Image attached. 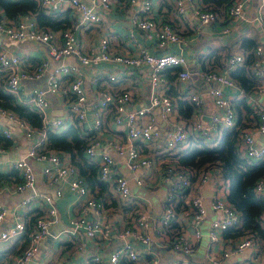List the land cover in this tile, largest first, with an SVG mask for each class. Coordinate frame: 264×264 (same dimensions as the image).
I'll return each mask as SVG.
<instances>
[{"label":"built area","instance_id":"obj_1","mask_svg":"<svg viewBox=\"0 0 264 264\" xmlns=\"http://www.w3.org/2000/svg\"><path fill=\"white\" fill-rule=\"evenodd\" d=\"M247 1L232 0L225 8V17L222 18L217 11L202 10L200 3L195 0H175V13L186 15L190 12L206 24L218 20H221L220 23H225L242 17ZM119 2L131 6V20L147 40L160 47L169 44L181 46L185 43L184 36L180 35L168 21L160 20L153 15L151 0H119ZM39 4L48 14L67 10L71 23L67 27L54 29L39 25L32 14L25 13L15 18L0 14L1 35L15 41H34L45 47V55L33 66L25 64V57L19 51H12L6 46L0 47V70L4 74L5 89L12 93L22 105L37 111L42 118V127L34 128L14 112L0 107V117L18 127L30 141L25 155L11 161V167L16 170L19 178V181L12 184V188L15 191L32 190L30 196L21 199L20 205L28 206L33 200H40L41 203L47 204L43 212L32 218H26V209L20 212L18 206L8 208L0 201V244L17 240H20L19 246L23 240L26 244L17 254L13 264H30L39 252L42 241L49 234L50 227L56 221L52 195L40 193L35 189V164L40 166V171L45 177L44 181L49 186H55L56 182H61L64 187L66 185L82 199L80 213L68 220L72 228L71 234L75 233L72 237L77 242L80 241L77 237L79 231L83 232L86 239L92 240L97 245V249L117 239L119 244L107 254L105 264H122V261L126 264H157V256L149 259L143 257L149 247H146L145 251H139L134 246V241L146 245L151 241V236L147 232V215L137 210L129 223L118 225L102 220L101 215L107 209L103 203L90 195L85 177L70 162L68 153L50 150L43 145L46 131L60 132L76 120L75 124L87 137L85 156L87 159H95L98 178L113 186L118 205L134 204L136 200L133 199L128 178L117 169L114 156L99 149L101 135L104 132L103 121L106 118L117 126H122L126 131V141L114 143V149L122 159L124 168L133 174L136 185L143 187L146 184L145 177L150 170H156L161 177L167 179L169 186L164 195V208L159 223L162 229L169 227L171 221L177 218L178 203L185 198L191 186L195 188L196 193L188 201L191 206L189 217L194 227L193 235L195 239H199L202 235L199 225L207 211L202 190L210 187L212 190L210 208L221 216L214 217L210 221L206 237L210 245L225 243L229 246L228 248L225 246L226 249L219 251L218 255L213 252L208 258V264H221L222 259L236 253L243 255L249 249L250 253L242 259V263L264 264V241L263 246H260V242L250 233L242 234L236 237L237 239L225 236L224 232L238 227L241 220L240 212L223 194L220 181L216 178L219 170L206 169L197 180L192 181L191 174L178 165L175 158L177 153L189 145L192 137L200 136L207 142H214L222 128L236 125L234 101L224 93L223 89L237 85L230 72L236 63L243 60L242 55L240 53L231 55L229 64L224 69L192 71L188 68L187 56L181 51L153 53L145 45L140 44L135 54H127L111 50L106 36L99 37L95 44L85 47L80 42L78 31L100 23L102 18L100 11L110 8L111 0L89 2L86 0H39ZM256 18L264 32V8L259 10ZM228 30L229 27L222 26V32L227 33ZM130 37H133L132 34ZM256 51L259 53L260 47H256ZM65 56L76 57L77 64L61 63L52 67L47 73L46 87L35 86L28 95H23L22 80L39 78L49 68L51 60L57 61ZM100 61L121 64L126 68L125 70L138 66L145 67L151 88L147 104L130 109L131 93L128 88L123 87L115 92L100 90L97 97L91 100L88 108L80 67L90 66ZM171 67H177V70L173 71L174 79L166 74L167 69ZM250 68L256 77H264V63L260 58L255 57ZM124 72L101 71L94 77L93 82L98 83L100 78L118 81ZM193 73L210 84L208 92L217 110L209 115L207 121L203 120V97L191 91L190 83L182 85L183 92L193 105L188 118L184 119L175 114L173 100L168 94L175 80L188 81ZM254 90L264 94V85L258 84ZM48 92L61 99L66 110L62 116L51 118V109L46 98ZM251 106L252 113L257 117L250 126L240 129L238 151L239 153L242 151L243 157L249 161L256 162L264 159V143L257 142L255 138V134H264V106L255 101ZM88 111L91 117L89 122ZM157 115L166 125L165 128H161L160 121L156 119ZM0 131L6 137L13 138V132L9 126L0 125ZM148 146L155 148L163 146L162 149L168 153L169 159L158 161L151 152L147 151ZM6 148L0 143V153L5 152ZM1 188L0 185V191ZM253 191L264 202V176L255 180ZM61 194L62 188H55L54 195ZM89 209L94 211L95 217H87L86 212ZM9 211L13 219L6 225L4 219ZM262 218L264 220V212ZM27 220H31L29 231H26ZM22 236L25 237L22 238ZM168 244L187 256L195 251V247L182 231L175 232ZM57 264L67 263L62 259ZM81 264H104L101 249L96 250L85 263ZM168 264H190V262L179 257Z\"/></svg>","mask_w":264,"mask_h":264},{"label":"crops","instance_id":"obj_2","mask_svg":"<svg viewBox=\"0 0 264 264\" xmlns=\"http://www.w3.org/2000/svg\"><path fill=\"white\" fill-rule=\"evenodd\" d=\"M86 1L89 2L91 0ZM111 1L112 4L110 5V8L102 9L100 11V15L102 17L100 23L90 25L89 27L78 31L80 42L85 47L95 44L99 37L106 36L110 49L117 52L135 54L137 51V46L140 44L145 45V47L153 53L181 51L188 58V68L192 71H200L210 68L207 67V69H203L200 62V57L209 52L211 48H218L216 53H218L220 63V65H217L213 69H224L228 64L225 54L231 56L235 53H240L242 57H244V54L239 46L244 38H251L256 43V47H260L259 53L256 50L253 53L254 58L258 57V59L260 58L264 63V32L256 18L259 10L264 8V0H248L244 6L242 17H239L238 19H231L225 23H220L221 20H218L209 24L202 23L199 18L195 17L190 12H187L186 15H177L175 13V0H151V10L153 15L160 20L168 21L173 26V28L185 38V43L181 46L169 44L165 47H160L154 42L147 40L143 36L142 31L134 26L131 20L130 5L128 6L126 4H120L119 0ZM195 1L200 2V0ZM225 8L223 7L217 11L222 18L225 17ZM63 12L69 14L67 10H63ZM0 14L2 16H6L1 7ZM222 26L229 27L227 33L222 32ZM130 34H132L133 37H130ZM3 38L8 37L0 34V47L6 46L12 51H19L25 57L24 62L27 66H33L40 60L41 57L45 55V47L41 44H38L37 42L24 40L15 41L14 43L9 44L3 40ZM232 47H234V51L231 50ZM223 49L225 52H222ZM72 57L75 61L72 60L71 62L62 63L77 64L76 57ZM51 65L52 64L50 61L49 67ZM125 69L126 68L121 64L106 61H100L90 66L80 67V71L83 74V86L87 98L88 108L90 106L91 100L97 97V93L100 90L115 92L123 87L128 88L131 93V103L129 105L130 109L141 107L147 104L148 97L151 92L147 70L142 66L133 67L129 70ZM101 71L112 73L124 72V74L119 78L118 81H109L100 78L98 83H94V77ZM41 79L42 77L38 80H35L36 84H34L32 88L35 86L43 87ZM253 79L257 81V84L264 85V77L259 78L254 76ZM23 82L21 81L23 86L22 92L23 95L26 96L28 95L25 94L26 87L31 84V80H26L25 84H23ZM187 83H190V89L193 93H199L202 95L204 100L203 120L207 121L209 115L212 112H215L217 108L213 104L208 92L210 84L201 80L195 73L191 75L188 81L185 80L180 82L175 80L171 88H169L170 92L171 89H175L179 93V95L171 97L174 104L175 114L178 117H183L180 115V105L178 104L180 103L179 100H189L182 90V85H186ZM223 90L227 96L235 101V103L240 100L245 101L250 111L248 113L245 111L240 113L239 111L242 110V105H239V108L236 107V115L237 120H239L241 124H244L243 127L250 126L256 118V115L252 113L253 107L251 105L255 101L256 103L264 106V94L261 92H256L254 89L245 92L238 85L224 87ZM58 99L60 104L59 107H52L50 101L48 100L51 109V118L60 117L66 112L61 99L59 97ZM18 103L21 102L18 101ZM87 114L89 122L91 119L90 112L88 111ZM238 115L240 116L239 119ZM74 121L76 120H73V122ZM159 124L161 128H165L166 126L164 123L159 122ZM0 125L9 126L13 132V138H10L11 141L10 144L6 146V151L0 153V174L6 175L7 177V179L1 180L0 185L2 188L0 191V201L7 205L8 208L18 206L20 212H23V210L26 209V218H32V216L43 212L46 209L47 204L45 202L41 203L40 200H33L28 206H21V199L30 196L32 194V190L26 189L24 191H15L12 188V184L14 183L13 179L16 176H8V174L14 170L11 167V161L15 158L25 155L30 141L24 136L23 132L18 127L9 123V121L3 117H0ZM103 126L104 132L101 135L102 140L100 142L99 149L101 151L111 153V155L114 156L117 169L128 178V182L133 193V199L136 201L134 204H128V207L118 205L113 186L109 183L101 181L98 178L95 159H88V161L93 162L95 166L94 173H91L92 176L102 183L92 188L85 177L90 195H94L97 197V199L102 200L104 207L107 209V211L101 215L102 220L114 225L129 223L134 218L137 210L138 212H144L147 215V232L151 236V241L148 245L139 241H134V246L139 251H145V248L149 247L147 252L143 254V257L145 259H149L152 256H157V264H168L173 260L179 259V257L186 259L190 262V264H208V258L213 252L218 255L219 251L228 248L229 245L225 243L210 245L206 237L210 221L214 217L221 216L219 213L210 208L209 202L212 195V190L210 187H205L202 190L204 204L207 207V211L199 225V228L202 232V235L199 239H195L193 235L194 227L189 217L191 213V206H189L188 201L196 193L195 188L191 186L190 189H188L185 198L178 203L179 214L177 218L171 221L169 227H164V229H162V227L159 226V223L162 210L164 208V195L166 193V188L169 186L167 179L161 177V174L156 170H150L145 177L146 184H144L143 187L136 185L133 174L124 168L123 162L121 161L122 159L116 154L114 149V143L126 141L125 129L122 126H117L115 123H112L107 118L103 121ZM255 136H257V142L264 143V134H255ZM162 148L163 146L157 148L148 146L146 149L148 152H151L158 161L168 160L170 156L168 153L163 151ZM240 155L243 156L242 151L240 152ZM34 167L36 168L35 189L40 193L52 195L53 204L56 209V221L50 227V231H55L50 243L45 244V239L42 241L39 252L34 257V259L30 261V264H57V262L62 259L66 260L67 264H81L85 263V261H87L96 250L100 249L102 251V260L105 264L107 260V254L113 247L119 244L117 239H114L108 244L100 246V249H97V245L92 240L86 239L83 232L79 231L77 233V237L80 238V241L77 242L76 239L72 237V235L75 236V233L71 234L72 228L69 225L68 220L70 217L76 216L80 213L82 199L77 195V193L69 190L66 185L64 187L61 182H56L55 186H49L44 181L45 177L40 171V166L35 164ZM216 178L220 181L223 194L227 196L228 186L226 183L221 181L222 179L220 178L219 172H217ZM57 187L62 188V194L60 196L54 195V190ZM204 190H206V192H204ZM22 207L24 209H22ZM86 215L87 217H93L94 211L89 209L86 212ZM12 219L13 215L9 211L5 216L4 224L8 225L11 223ZM177 231H182V233H184L187 239L195 247V251L190 254V256L184 255L176 249H173L170 247L171 245L169 246L168 241L170 237H173ZM112 236H114L113 232ZM24 237L25 236H22V238ZM233 238L237 239L236 237ZM19 241L20 240L11 241L6 244H0V254L4 255L5 257H9L11 259L10 264H13L17 254L22 249L21 248L17 253ZM16 244L18 245L16 246ZM25 245H23V247H25ZM225 246L226 248H224ZM249 253L250 249L246 250L243 256L233 257L231 255L225 259H222L221 264H243L242 259L246 258ZM122 262L123 264H126L125 261Z\"/></svg>","mask_w":264,"mask_h":264},{"label":"trees","instance_id":"obj_3","mask_svg":"<svg viewBox=\"0 0 264 264\" xmlns=\"http://www.w3.org/2000/svg\"><path fill=\"white\" fill-rule=\"evenodd\" d=\"M231 2L232 0H200L199 3L202 6V10L219 11L221 8L227 7L228 4L230 5ZM0 7L7 17L15 18L25 13L32 14L39 25L54 29L67 27L71 23V18L69 20L70 15L63 11L45 13L39 4V0H0ZM239 47L244 54L242 63H236L230 73L236 84L247 92L258 86L257 81L253 79L255 75L250 68L254 60L253 53L256 50V43L251 38H244ZM217 51L218 48H211L209 52L200 57L203 69H207V67L213 69L217 65H220ZM222 52H225V50L223 49ZM225 56L229 64L230 56L227 54ZM176 68L171 67L167 69L166 74L169 78L174 79L173 71L177 70ZM168 94L171 97L179 95L175 89H171V92L168 90ZM179 101L180 115L188 118L192 112V102L190 100ZM236 103L235 101L233 102L235 111L236 107L239 108V105H242L240 113H243V111L248 113L250 111L245 101L240 100ZM0 107L14 112L34 128L42 127V118L39 113L30 107L18 103L16 97L5 89L4 74L1 70ZM239 118L240 116L238 115ZM243 126L244 124H241L237 120L235 126L222 128L214 142H207L200 136L192 137L189 145L177 153L175 158L178 165L185 168L191 174L192 181L197 180L206 169L217 168L222 179L220 180L228 186L227 199L240 212L241 220L237 228L226 230L224 232L225 236L238 237L242 234L250 233L260 242V246H263L264 220L262 214L264 212V202L253 191V185L258 177L264 176V159L251 162L240 155L238 142L240 140V129ZM10 141L11 139L0 131V143L7 146L10 144ZM43 145L50 150L68 153L70 162L79 170L82 176L86 177L92 188L102 184L91 174L92 172L94 173L95 166L85 156L84 151L87 145V137L80 131L79 126L75 122L60 132L46 131ZM9 175L17 177L13 179L14 183L19 181L16 170H12ZM2 179H7L6 175L0 174V184ZM93 197L103 203L96 196L93 195ZM123 206L128 207L129 205L124 204ZM26 223V231H29L31 220H27ZM10 262L11 259L9 257L0 254V264H10Z\"/></svg>","mask_w":264,"mask_h":264},{"label":"rangeland","instance_id":"obj_4","mask_svg":"<svg viewBox=\"0 0 264 264\" xmlns=\"http://www.w3.org/2000/svg\"><path fill=\"white\" fill-rule=\"evenodd\" d=\"M3 40H5L7 43H9V44H12V43H14L15 42V40H12V39H9V38H3ZM231 50L232 51H234V47H232L231 48ZM72 60H74V58L72 57V56H65L64 58H62V59H60V60H58V61H53V60H51V66L49 67V69H51L53 66H55V65H58V64H60V63H62V62H71ZM75 61V60H74ZM49 69H47L46 71H45V73H44V75H41L39 78H41L42 77V79H41V81H42V83H43V87H46V79H47V73H48V70ZM38 78V79H39ZM38 79H34L33 81L31 80V84L30 85H28V87H26V93L25 94H29V92H30V90H31V88H32V86L34 85V84H36V81L35 80H38ZM24 81V82H23ZM22 82H23V84H25L26 83V80H22ZM46 97H47V99L50 101V103H51V106L52 107H59L60 106V104H59V99H58V97L55 95V94H52V93H50V92H48L47 93V95H46ZM257 136H255V138H256ZM25 243V241H21V245L19 246V248L17 249V253L19 252V250L21 249V248H23V244ZM14 245H15V243H14ZM18 244H16V246H17ZM244 255V254H243ZM243 255H240V254H232V256L233 257H235V256H237V257H239V256H243Z\"/></svg>","mask_w":264,"mask_h":264},{"label":"water","instance_id":"obj_5","mask_svg":"<svg viewBox=\"0 0 264 264\" xmlns=\"http://www.w3.org/2000/svg\"><path fill=\"white\" fill-rule=\"evenodd\" d=\"M59 112H60V111H59ZM156 119H157L158 121H160V123H163V122L161 121V117H160L159 115L156 116ZM204 192H206V190H204ZM54 232H55V231H50L49 234L47 235V237H45V240H46V243H45V244L50 243L51 239H52L53 236H54Z\"/></svg>","mask_w":264,"mask_h":264}]
</instances>
